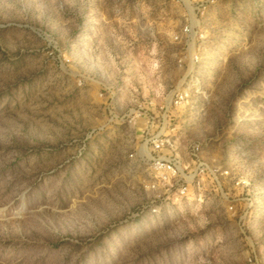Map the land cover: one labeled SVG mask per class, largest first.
Wrapping results in <instances>:
<instances>
[{
	"label": "rangeland",
	"instance_id": "374dc122",
	"mask_svg": "<svg viewBox=\"0 0 264 264\" xmlns=\"http://www.w3.org/2000/svg\"><path fill=\"white\" fill-rule=\"evenodd\" d=\"M0 264H264V0H0Z\"/></svg>",
	"mask_w": 264,
	"mask_h": 264
},
{
	"label": "built area",
	"instance_id": "2783aa9c",
	"mask_svg": "<svg viewBox=\"0 0 264 264\" xmlns=\"http://www.w3.org/2000/svg\"><path fill=\"white\" fill-rule=\"evenodd\" d=\"M185 32L189 31V28L186 26L184 28ZM192 97V90L189 88L178 89L176 92L172 94L169 99L161 106V112L163 113V118L171 113V110L175 107L183 106L186 103H189ZM165 131V125L162 127L161 131L157 135H152L151 140L153 143V151L154 152H162L166 150H176L175 147L176 140L174 139L175 133H168ZM201 147L199 145H194L192 147L191 155L195 157H199V151ZM152 170L156 174V176L166 183H172L174 179L181 176L183 173L182 163L180 155L176 150L175 155H159L157 154L155 157L152 158ZM199 165H202V162L199 161ZM186 189V188H185ZM184 189V190H185ZM182 190L176 192V196H180Z\"/></svg>",
	"mask_w": 264,
	"mask_h": 264
}]
</instances>
